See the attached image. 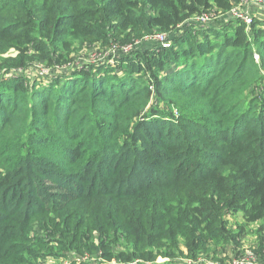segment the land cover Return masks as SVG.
Segmentation results:
<instances>
[{"label":"trees","instance_id":"1","mask_svg":"<svg viewBox=\"0 0 264 264\" xmlns=\"http://www.w3.org/2000/svg\"><path fill=\"white\" fill-rule=\"evenodd\" d=\"M239 1L0 0V264H222L249 226L264 262V24ZM75 44L138 45L100 71Z\"/></svg>","mask_w":264,"mask_h":264},{"label":"rangeland","instance_id":"2","mask_svg":"<svg viewBox=\"0 0 264 264\" xmlns=\"http://www.w3.org/2000/svg\"><path fill=\"white\" fill-rule=\"evenodd\" d=\"M239 4H240V1H239ZM247 10L248 11H246V13L248 12L250 18L259 20L261 23L264 24V21L260 17H257V18L254 17L255 15L250 13L249 9H247ZM195 23H200V25L204 28L220 25L219 24L220 22H218L217 18H212V19L206 18V19H203L202 21L197 20V22H195ZM146 40H149V39H146ZM148 42H153V40H149ZM137 45L138 44H135L134 46H137ZM133 47H131V48H133ZM131 48H127L125 50L112 49L113 51L111 53L110 52L109 53H102V54H104V56H99V55H101V53L95 52L94 54H91L90 49H87L86 47H84L80 44H75L73 47V49L75 50V55L77 56L76 59L78 61H80V62L83 61V63H85V64L92 65L93 68L96 67L97 65H99L98 69H100V71L101 70L107 71L108 67L114 68V66H111V65L115 64L118 61L119 57L122 56L123 54L124 55L130 54ZM110 57H112V58L109 60ZM256 59H257L256 61H258L257 56H256ZM75 64L77 66H79V65L81 66V64H79L78 62H76ZM34 67H36L35 69L39 72L38 76L39 77L43 76V73H44L42 70L43 64H40L39 66L34 65ZM32 69L33 68L29 69V71L27 73L28 75L32 74ZM12 73H10V74H12ZM15 74L16 73H14V75ZM18 74L23 75L24 71H18ZM24 75H26V74H24ZM13 78H14V76L9 77V79H13ZM47 83H49V81H47ZM168 113H171L174 118H177L179 116V113L177 112L176 109H172ZM234 220L236 222H241L239 217L231 219V221H234ZM35 232L39 233V231H35ZM258 241H259L258 228L255 226H249V227H247L246 233L241 238V245L242 246H240V249H241V252L243 253L242 259H240L239 261L236 260L233 262L228 261V259L226 260V258L224 257L225 256L224 251L221 252L220 251L221 249H219L218 253H217L218 257L216 258V260L221 261V259L223 258L224 262L222 264H254L253 263L254 261L260 262V260L255 258L254 254L252 253V248L257 245ZM212 248H213V246H211V249ZM56 251H58V249H55L53 252L56 253ZM227 254H228V252H227ZM85 256L89 257L88 254H86ZM86 257H84V255L81 256L79 254L71 252V253H68L65 256H61V257H55V256H52V258L49 257V258H47V261H44L41 263H44V264H72V262H75L74 264H79V262L86 260L85 259ZM229 257H231V256H229ZM92 261H93V264L97 263V262H95L97 260L94 261V259H93ZM161 262H164V260L158 259V263H161ZM261 263H264V262H261Z\"/></svg>","mask_w":264,"mask_h":264},{"label":"built area","instance_id":"3","mask_svg":"<svg viewBox=\"0 0 264 264\" xmlns=\"http://www.w3.org/2000/svg\"><path fill=\"white\" fill-rule=\"evenodd\" d=\"M247 5H253V6L255 5L257 7L264 8V0H240V4L238 3L229 11V13L227 14V18L239 20L247 26L250 25L252 18H250L248 12L246 13L245 7ZM206 18H208V16L196 17V18H194V21L195 22H197V20L202 21L203 19H206ZM198 24H200V23H198ZM148 39L159 41V42L164 41V37L161 35H154V36L149 37ZM255 59H256V56H255Z\"/></svg>","mask_w":264,"mask_h":264},{"label":"crops","instance_id":"4","mask_svg":"<svg viewBox=\"0 0 264 264\" xmlns=\"http://www.w3.org/2000/svg\"><path fill=\"white\" fill-rule=\"evenodd\" d=\"M247 9H249L250 13H252L253 15H255L254 17H260L263 21H264V8L262 7H257V6H253V5H247L245 7V10L248 11Z\"/></svg>","mask_w":264,"mask_h":264}]
</instances>
